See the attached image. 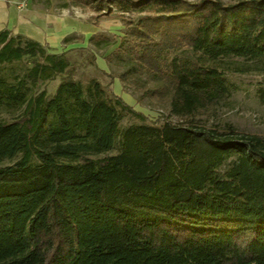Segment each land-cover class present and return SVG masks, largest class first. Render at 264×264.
Masks as SVG:
<instances>
[{"label":"trees","instance_id":"trees-1","mask_svg":"<svg viewBox=\"0 0 264 264\" xmlns=\"http://www.w3.org/2000/svg\"><path fill=\"white\" fill-rule=\"evenodd\" d=\"M69 4L143 13L123 19L115 51L128 42L151 93L180 118L228 96L218 60L264 61V0ZM181 47L196 58L167 56ZM24 57L31 66L14 81L0 75V111L15 113L0 119V264H264V139L169 122L120 130L126 114L145 117L95 79L33 92L68 59L0 30V65Z\"/></svg>","mask_w":264,"mask_h":264},{"label":"rangeland","instance_id":"rangeland-1","mask_svg":"<svg viewBox=\"0 0 264 264\" xmlns=\"http://www.w3.org/2000/svg\"><path fill=\"white\" fill-rule=\"evenodd\" d=\"M14 1L12 2L19 9H27L31 13L37 11L47 25L51 24L49 17L54 16V21L55 19L68 21V27L73 29L68 35L73 38L72 41L64 43L61 40L54 48L49 47L47 43L43 44L48 52L63 53L69 61V66L65 73L58 74L50 80L37 81L35 85L30 86L33 92L45 90L47 97H50L62 78L71 77L80 81L83 86H86L91 79H95L107 93L116 95L114 87L117 81L119 95L116 96L145 117L141 120L132 114H126L119 121L120 130L133 123L161 125L169 122L202 126L221 132L252 134L264 139V103L260 101L258 95V89L264 88V70H262L264 61L252 62L240 57H226L218 60L219 68L231 84L228 96L213 107L180 118L171 113L166 101L159 100L151 93L154 83L148 73L136 66L131 52L127 49L128 42L126 41L119 50L115 51L120 41L126 39L124 33L126 25L123 19H136L143 13H121L112 4H109L112 12L107 15L99 14L90 6L69 4L63 7V3H68V0ZM221 1L230 3L233 0ZM86 27L93 31L90 35H96L98 38L95 37L93 41H89L88 33L82 31ZM105 39H113L114 42L105 47ZM167 56L196 58L197 54L186 47H181L169 50ZM98 57L106 62L107 71L98 66L96 62ZM29 66L31 62L27 57L9 64H1L0 75L9 81H14V77L24 73ZM14 115L13 110L5 107L0 111V119L9 120ZM118 149L119 139L116 140L114 148L106 154H114L118 152ZM7 163L9 161H4L0 163V166ZM229 163L227 160L219 171L222 172Z\"/></svg>","mask_w":264,"mask_h":264},{"label":"crops","instance_id":"crops-1","mask_svg":"<svg viewBox=\"0 0 264 264\" xmlns=\"http://www.w3.org/2000/svg\"><path fill=\"white\" fill-rule=\"evenodd\" d=\"M12 1L15 2L14 0H0V30L7 29L12 34L24 35L42 45L47 43L51 48L58 46L60 41L73 30L68 27L67 20V22L58 21V19L54 21V16L49 17L51 24L47 25L37 11L31 13L27 9H19ZM82 31L87 32L89 37L93 32L88 27L83 28ZM96 62L101 69L107 71L104 59L98 57ZM114 88V93L119 95L117 81H115Z\"/></svg>","mask_w":264,"mask_h":264}]
</instances>
